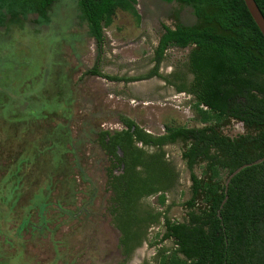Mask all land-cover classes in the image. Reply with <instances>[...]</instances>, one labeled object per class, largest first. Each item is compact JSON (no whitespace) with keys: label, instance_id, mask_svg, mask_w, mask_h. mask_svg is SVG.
Segmentation results:
<instances>
[{"label":"trees","instance_id":"16d2710c","mask_svg":"<svg viewBox=\"0 0 264 264\" xmlns=\"http://www.w3.org/2000/svg\"><path fill=\"white\" fill-rule=\"evenodd\" d=\"M56 1L0 0V28L20 26L28 15H34L35 25H47ZM161 1L188 7L194 20L182 23L178 10L174 11L170 24L160 23L152 66L140 75L116 76L98 68L105 45L103 28L111 24L116 10L128 12L138 21L136 0H75L76 17L85 23L86 34L95 45L93 64L84 74L125 83L155 76L190 97L193 119L200 124H165L163 132L154 135L118 114L120 128L93 131V143L106 163L103 213L118 233L115 248L120 264L147 240V230L157 225L161 232L147 243L155 247L154 264H264V159L230 178L220 217L216 214L226 176L264 155V38L242 0ZM254 1L264 17V0ZM169 47L187 48V52L169 73L161 74L158 68ZM19 101L13 99L12 105L0 102V109L6 108L0 111L2 139L16 142L18 148L0 174V201L6 199L11 210L18 205L16 201L27 199L19 204L18 208L25 209L18 221L36 229L37 224L29 218L35 208L41 212L53 202L56 213L73 216L82 210V206L64 209L63 202L52 201L53 191H63L71 199L78 187L76 172L85 187L92 182L81 171L75 172L74 162L63 152L69 140L67 129L59 124L35 129L42 121L48 124L50 115H39L42 105L32 96L23 102L30 119L20 121L16 113H8ZM233 121L241 124L242 132L223 134L221 129ZM174 143L180 144L179 158L189 179L181 220L167 216L172 202L161 210L144 203L147 197L157 195V205L164 206L165 194L175 188L178 171L163 149ZM195 166L200 167L198 174L193 171ZM88 192L91 199L93 188ZM89 203H84L85 208ZM38 226L41 228L42 222ZM166 240L170 246L160 245Z\"/></svg>","mask_w":264,"mask_h":264},{"label":"rangeland","instance_id":"374dc122","mask_svg":"<svg viewBox=\"0 0 264 264\" xmlns=\"http://www.w3.org/2000/svg\"><path fill=\"white\" fill-rule=\"evenodd\" d=\"M135 9L138 21L130 13L116 10L111 24L103 28L105 45L98 64L102 73L116 76L145 73L152 66L150 58L160 23L170 24V16L176 10L182 23L194 20L188 7L180 8L174 2L136 0ZM76 14L75 0H57L49 11L47 25H35L32 22L34 15H28L20 26L0 28V102L12 105L13 99H19L20 103L14 102L8 113H16L22 121L30 119L23 102L31 96L37 97L42 105L39 115L48 112L47 119L50 120L48 124L46 121L38 123L35 129L56 124L65 127L69 140L63 152L74 162L75 172L81 171L92 182L90 187H85L76 172L74 178L78 187L71 199H67L63 191H53L50 194L52 201L57 198L58 202H63L64 209L82 206L84 211L73 216L62 211L58 215L53 202L41 212L35 208L29 218L37 224L36 229L20 225L18 221L25 209L18 208L19 204L27 199L16 201L18 205L11 210H8L6 199L0 201V264H120L115 248L118 233L103 213L105 162L93 143V131L119 128L118 114L127 116L153 134L163 132L165 124L200 125L193 119L190 97L175 92L155 76L125 83L84 74L93 64L95 45L86 34L85 23L79 21ZM186 52L187 48H167L158 72L169 73ZM4 110L5 107L0 109L1 112ZM3 123L0 118V127ZM221 131L234 136L242 132V127L233 121ZM1 135L4 130L0 131V174L8 159L18 150L17 144L14 145L16 142H4ZM164 151L178 171L177 184L165 194L164 206L157 205L156 196L147 197L144 203L161 210L172 202L166 214L170 219L181 220L184 216L181 202L189 197L188 171L179 158V143L164 146ZM193 171L198 174L200 167L195 166ZM91 188L93 195L90 199L88 190ZM36 193L37 196L39 192ZM89 200V206L85 208L84 203ZM28 205L35 206L36 203ZM3 216L6 220L2 219ZM41 222L40 228L38 224ZM159 232L160 225L150 227L147 240L124 264H154L155 247L147 243ZM160 245L168 247L170 241Z\"/></svg>","mask_w":264,"mask_h":264},{"label":"water","instance_id":"95a60500","mask_svg":"<svg viewBox=\"0 0 264 264\" xmlns=\"http://www.w3.org/2000/svg\"><path fill=\"white\" fill-rule=\"evenodd\" d=\"M243 4L248 12V14L250 15L252 21L254 22V24L256 25L258 31L260 32L261 36L264 38V17L262 15V13L260 12V10L258 9L256 3L254 0H242ZM264 159V155L254 161L248 162V163H244L241 164L240 166H238L237 168H235L233 171H231L227 176L226 179L224 181V196L218 206V209L216 210V214L218 217L219 216V209L222 207V204L224 203L225 199H226V190H227V184L230 180V178L235 175L241 168L246 167V166H250L253 164H256L260 161H262Z\"/></svg>","mask_w":264,"mask_h":264},{"label":"flooded vegetation","instance_id":"af4514ba","mask_svg":"<svg viewBox=\"0 0 264 264\" xmlns=\"http://www.w3.org/2000/svg\"><path fill=\"white\" fill-rule=\"evenodd\" d=\"M178 93V92H177ZM182 93V92H181ZM185 94V93H184ZM187 95V94H186ZM120 125V124H119ZM120 127H121V125H120ZM119 127V128H120ZM110 129V128H109ZM118 129V128H117ZM143 129V128H142ZM146 131V130H145ZM146 132H148V131H146ZM150 133V132H149ZM161 133V132H160ZM160 133H157V134H160ZM151 134H153V133H151ZM154 135H156V134H154ZM137 145H140L139 143H137ZM168 145H170V144H168ZM163 148V147H162ZM164 149V148H163ZM99 152H101V151H99ZM121 153H120V151H118V155H120ZM103 158H104V155H103ZM105 160V159H104ZM104 165H106V163L104 164ZM120 168H121V166H120ZM187 170V169H186ZM188 171V170H187ZM104 172V171H103ZM103 175H104V173H103ZM178 181V180H177ZM151 196H157V195H151ZM145 200V199H144Z\"/></svg>","mask_w":264,"mask_h":264}]
</instances>
